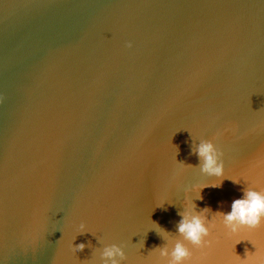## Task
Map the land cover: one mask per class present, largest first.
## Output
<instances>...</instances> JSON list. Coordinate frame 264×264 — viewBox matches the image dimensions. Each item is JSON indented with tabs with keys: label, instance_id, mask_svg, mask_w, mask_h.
Masks as SVG:
<instances>
[{
	"label": "water",
	"instance_id": "1",
	"mask_svg": "<svg viewBox=\"0 0 264 264\" xmlns=\"http://www.w3.org/2000/svg\"><path fill=\"white\" fill-rule=\"evenodd\" d=\"M246 188L264 192V0H0V264H173L177 243L183 264H264V221L216 214Z\"/></svg>",
	"mask_w": 264,
	"mask_h": 264
},
{
	"label": "clouds",
	"instance_id": "2",
	"mask_svg": "<svg viewBox=\"0 0 264 264\" xmlns=\"http://www.w3.org/2000/svg\"><path fill=\"white\" fill-rule=\"evenodd\" d=\"M128 46H131L130 42ZM196 154L204 161L201 168L202 171H206L209 175H215L217 177L223 176L224 166L222 162L219 164L217 163L218 157L212 139L203 140L197 147ZM220 155H222V153H220ZM206 186L217 187L219 184L194 185L193 188L194 190L199 191ZM197 198L201 197L198 196ZM203 211L208 212L209 209L205 208ZM216 214L223 216L225 225L229 227L233 233L238 232L242 227L254 229L264 221V192H258L251 188H246L244 190V197L232 202L230 212H217ZM178 231L196 246L202 245L204 243V237L209 234V229L205 226L200 215H194L189 220L183 218L182 214V219L178 225ZM239 241L240 240L237 242ZM75 247L77 251H82L85 245L81 243ZM245 252L247 257L249 255L247 249H245ZM105 255L110 257L113 255V251L107 250ZM190 255L189 250L184 245L177 243L172 252L173 264H183L185 260L190 258Z\"/></svg>",
	"mask_w": 264,
	"mask_h": 264
}]
</instances>
